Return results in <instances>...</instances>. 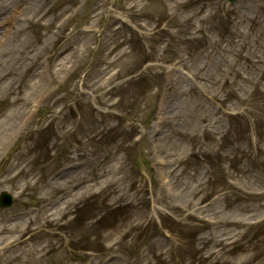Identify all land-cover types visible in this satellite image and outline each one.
Returning a JSON list of instances; mask_svg holds the SVG:
<instances>
[{
    "label": "rangeland",
    "instance_id": "1",
    "mask_svg": "<svg viewBox=\"0 0 264 264\" xmlns=\"http://www.w3.org/2000/svg\"><path fill=\"white\" fill-rule=\"evenodd\" d=\"M10 2L0 264H264V0Z\"/></svg>",
    "mask_w": 264,
    "mask_h": 264
},
{
    "label": "bare ground",
    "instance_id": "2",
    "mask_svg": "<svg viewBox=\"0 0 264 264\" xmlns=\"http://www.w3.org/2000/svg\"><path fill=\"white\" fill-rule=\"evenodd\" d=\"M10 0H0V25L3 24V22H1V19L3 20V16L4 14H6V8L7 7H10V6H15V4H11ZM15 8H13V12L11 13V17L9 19V21L11 23H15L17 21H19L21 18L22 15H27V12H28V9L27 8H24L22 10H19V9H16L15 11ZM44 15L41 16V18H43ZM24 21H29L28 19H25ZM18 25V23H17ZM18 28V27H17ZM4 35L0 38V47H1V50H0V56L1 57H4L6 55H9V58L12 59V56L10 55H14V51H13V47L15 45V43L17 42V44L19 43L18 41H14V39H12L10 36H9V33L10 31L7 30V31H4ZM22 32L24 33V29L23 28H18L17 29V37H16V40H18L22 35ZM25 41H29V39H25ZM30 43V42H29ZM8 50V51H7ZM34 75L36 76V72H34Z\"/></svg>",
    "mask_w": 264,
    "mask_h": 264
}]
</instances>
